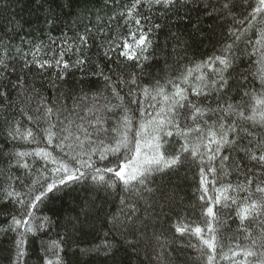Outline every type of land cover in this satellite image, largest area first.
Segmentation results:
<instances>
[{"label": "snow or ice", "instance_id": "snow-or-ice-1", "mask_svg": "<svg viewBox=\"0 0 264 264\" xmlns=\"http://www.w3.org/2000/svg\"><path fill=\"white\" fill-rule=\"evenodd\" d=\"M68 2L70 5L71 0ZM159 8H163L165 14L174 15H179L181 9L188 13L203 11L209 16L216 12L225 22L228 16L243 8L249 10V24L258 18L264 20V0H255L254 4L252 0H131L130 4L123 5L119 12L110 17L111 20L122 19L129 27L131 42L125 40L122 45L116 43L112 46V40H109V48L104 55L111 59L110 53L118 51L119 57L136 61V66L143 71L144 65L140 62L149 60L150 50H154L153 36L157 30H162L161 24L152 15ZM188 18L191 19L190 16ZM240 22L244 23L243 20ZM91 31L86 29V32ZM228 36L232 43L225 44L219 54L182 70L173 69V75L163 79V82L157 78L155 84L151 85L155 93L152 100L157 101V97L161 99L148 104L151 111L145 108V100L134 98L137 94L148 96L150 92L149 88L141 87L137 75L132 73L127 79L118 78L115 85L111 77H104L106 87L111 88L112 94L122 101L121 105L109 108L103 104L96 107L101 99L98 96L93 107L80 115L76 109L86 97L77 99L71 110L60 103L59 96L52 101L40 97V103L34 109H20V120L15 119V112L12 113V119L5 118L9 140L39 144L40 133H43V139L48 144L56 141L55 146L62 154L59 159L49 161L51 154L44 149L32 153H9L10 161L15 160L16 166L29 169V172L32 171V165L23 162L26 156H42L53 165L50 169L47 166L44 168V172L49 175L33 178L30 184H25V180L20 177H9V181L15 179L21 186L27 187L26 193L17 191L9 181L0 189V211H8L10 216L9 222L0 227V233L12 234L17 260L25 257L24 245L29 234L50 223L47 218H38L35 210L45 200L52 199L56 192L80 180L86 181L90 176L96 185L94 191L122 197L121 213L128 223L122 225L127 232L122 231L121 234L130 247L138 245L133 240H127V235L135 238L140 228L147 229L155 221L153 227H160L159 235L153 233L157 240L172 229L181 237L194 233L199 244L189 243L187 246L199 250L202 264H215L218 257L229 261V264H264V71L258 75V87L255 82L249 85L246 73L238 74L242 79L233 80L232 73L236 72L237 60L243 63L236 45L241 36L231 29L228 30ZM171 39L178 46L183 45L185 51L190 47L176 33H171ZM79 41L81 46H86L87 35H80ZM256 45H264V33L259 34ZM255 50L261 54V64L264 65V47ZM75 51L80 53L82 49L77 46ZM63 57V52L59 58L53 57L59 71L53 74L55 79L51 85L57 91H60L57 83L65 80L66 70L82 67L86 63L85 59L78 58L75 64L70 65ZM30 64H34L42 73L46 68L53 67V63L48 60L34 59L29 62L25 59L24 68L29 72L32 71ZM9 67L0 59V105L5 107L14 103L10 99L9 86L17 90L18 97L35 93L26 77L18 78L16 82H4L2 78ZM12 67L14 70L15 66ZM96 67L99 68V65ZM205 68L207 72L203 71ZM123 87L128 88L127 94L132 98L126 107L123 106L124 97L118 91V88ZM233 88L236 95L240 96V101L235 104L226 99ZM36 96L39 94L36 93L30 102H35ZM213 102L216 107H212ZM137 104L138 109L131 107ZM115 108H123L122 115L113 126L108 127V118L102 110L113 112ZM136 111L140 113L139 119L135 118ZM65 112L76 119H69ZM25 119L30 125L36 126L35 130L23 127L22 121ZM76 120L80 123H76ZM173 137L176 141L172 140ZM2 153L3 149H0ZM94 158L108 163L98 167ZM185 167L197 169L196 192L199 193L200 224L203 227L195 221L189 223L181 220L177 212L175 189L165 182H170L171 173H178ZM107 174H111L112 178L106 180ZM232 174L236 176L235 186L225 179ZM216 184H225V187L216 189ZM210 185L213 193H223V202L220 195L210 194ZM240 193L245 195L240 196ZM9 203L13 205L11 209L8 208ZM216 205L226 211H214ZM233 211L240 222L234 232L230 230L229 224V221L235 223ZM141 212L147 213V218L138 215ZM173 217H176L175 223H172ZM37 220L40 221L38 224ZM160 221L169 223L170 227L165 229ZM193 224L196 226L193 227ZM250 227L255 228L258 234L245 237L250 243L242 246L238 242L240 231H249ZM232 241H237L234 248L231 246ZM58 247L55 244L52 246V254L57 259L47 260L45 264H62ZM225 247L227 253L223 251ZM111 248L112 245L105 238L102 250L110 251ZM159 264H171V260L166 258Z\"/></svg>", "mask_w": 264, "mask_h": 264}, {"label": "trees", "instance_id": "trees-1", "mask_svg": "<svg viewBox=\"0 0 264 264\" xmlns=\"http://www.w3.org/2000/svg\"><path fill=\"white\" fill-rule=\"evenodd\" d=\"M252 2L254 4L255 0ZM130 3L131 0H71L69 5L68 0H0V59L10 65L2 79L4 82H16L18 78L26 77L28 85L35 89V93L21 94L18 97L17 90L9 86L10 99L14 103L10 107L0 105V149H3V153L0 154V189L5 186L6 181H9V177H20L25 180V184H30L33 178L49 175L44 172L45 166L49 169L53 167L42 156L30 155L23 161L32 165V171L29 172V169L16 166L15 160L10 161L9 153L14 154L18 151L32 153L34 150L44 149L51 154L48 157L49 161L53 158L59 159L62 155L55 146L56 141L48 144L43 139V133H40L39 144L16 142L7 138L5 118L12 119V113L15 112V119L20 120V109H34L36 104L40 103V97L46 101H52L59 96L60 103L65 104L70 110L74 108L77 99L86 97L76 109L80 115H84L87 108L93 107L94 100L98 96L101 99L96 107L107 104L109 108H112L115 105H121L122 101L112 94L111 88L106 87L107 82L104 77H111L115 85L118 78L127 79L135 73L141 87L149 88L150 95L137 94L134 98L145 100V108L151 111L148 104L156 103L161 99L157 97V101L152 100L155 93L152 92L151 85L155 84L156 79L161 78L163 82V79L173 75V69L182 70L219 54L225 44L232 43V39L228 36L229 29L241 36V40L236 41V45L240 49L239 55L243 61L240 63V60H237L236 72L232 73V79H242L238 74L246 73L249 85L255 82L258 87V75L264 71V65L261 64V54L255 48L264 47V45H256L259 34L264 33V27H262L264 20L258 18L249 24L247 22L249 10L242 8L232 13L227 17V22L216 12L209 16L203 11L188 13L181 9L179 15H174L173 13L165 14L163 8L154 10L152 15L161 24L162 30H157L153 36L154 50H150L148 61L140 62L144 65L141 71L136 66V61L119 57L118 51L110 53L111 59L104 55L109 48V40H112V46L116 43L122 45L125 40L131 42L129 27L123 20L110 19L122 9L123 5ZM242 20L243 24L240 22ZM86 29H92V31L86 32ZM171 33L180 35L182 40L190 45L187 51L183 45L178 46L176 41L171 39ZM80 35H87L86 46L80 45ZM156 44L159 47H155ZM77 46L82 49L80 53L75 51ZM17 49L20 51L18 52ZM36 49L39 51L37 52ZM61 52L64 53V60L70 65L75 64L78 58L85 59L86 63L82 67H70L66 70L65 80L57 83L60 89L57 91V88L51 85V81L55 79L53 74L59 71L55 67L53 57L59 58ZM25 59L29 62L34 59L48 60L53 63V67L46 68L42 73L34 64H30L32 71L29 72L24 68ZM166 60L167 63H165ZM97 65L99 68L96 67ZM203 71L208 70L205 68ZM118 91L120 96L124 97L123 106H128V102L132 99L127 94L128 88H118ZM243 91L242 89L241 94ZM36 93L39 96H36L35 102H30ZM226 99L229 103L235 104L240 101V96L236 95L233 88ZM131 107L138 109L139 105H131ZM212 107H216L214 102ZM102 112L108 118L107 126L111 127L122 115L123 108H115L113 112L106 110ZM65 115L69 119H76L68 112H65ZM135 118H140L139 111L135 112ZM76 123L80 121L76 120ZM22 124L24 128L32 127L33 130L36 128L26 119L22 121ZM172 140L176 141V138L173 137ZM94 159L98 167L108 163ZM196 172L195 168H181L178 173L170 174V182L168 180L165 182L175 189L177 212L181 220L189 223L195 221L196 224H200L201 210L197 198L199 193L196 192L198 187ZM185 176H187L186 180ZM111 178V174L105 176L106 180ZM225 179L235 186V174ZM9 182L17 191L27 192V187L21 186L19 181L13 179ZM209 187L210 194L220 195L223 202V193L219 191L213 193L212 186ZM224 187L225 184L215 185L216 189ZM95 188L96 185L89 176L86 181L80 180L70 184L67 189L56 192L52 199L45 200V203L35 212L38 218H47L50 223L34 234H29L24 245L25 257L22 259L17 260L15 256L12 234L0 233V264H25V261L26 264H45L47 260L55 261L57 257L52 254L53 244L59 246L62 264H159V261L166 258L171 260V264H185V262L202 264L199 250L196 247L187 246L189 243L199 244L194 233L181 237L172 229L171 232L166 231L164 235H160L157 240L153 233L159 235L160 227H153L155 221L149 224L147 229L140 228L135 238L130 234L127 235V240H133V243L138 245L135 248L130 247L125 241V236L121 234L122 231L127 232L122 225L128 223L125 215L121 213L123 206L120 204V199L122 197L107 195L103 191L97 192L94 191ZM229 194L236 195L232 192ZM12 207L13 205L9 203L8 208ZM217 209L221 212L226 211L220 205L214 206V211ZM138 215L147 218L148 214L141 212ZM232 216L235 223L229 221V224L230 230L234 232L240 222L235 217V211ZM9 220L8 211H0V227L5 226ZM175 221L176 217H173L172 223ZM39 222V220L36 221L37 224ZM160 223L165 229L170 227L169 223L164 221ZM196 224L192 226L195 227ZM137 225L139 226V221ZM200 226L203 227L202 224ZM257 234L258 231L252 227L249 231L241 230L238 242L242 246L247 245L250 240L244 238ZM105 238L112 245L110 251L102 250ZM236 243L237 241H232L231 246L234 248ZM46 250H48L47 253ZM223 251L227 253V247ZM215 264H229V261L220 260L218 257Z\"/></svg>", "mask_w": 264, "mask_h": 264}]
</instances>
